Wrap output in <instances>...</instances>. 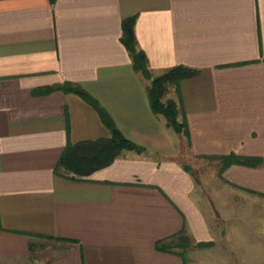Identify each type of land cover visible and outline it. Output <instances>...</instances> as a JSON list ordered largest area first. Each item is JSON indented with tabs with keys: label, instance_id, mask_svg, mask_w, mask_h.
<instances>
[{
	"label": "crops",
	"instance_id": "1",
	"mask_svg": "<svg viewBox=\"0 0 264 264\" xmlns=\"http://www.w3.org/2000/svg\"><path fill=\"white\" fill-rule=\"evenodd\" d=\"M133 16L153 77L198 71L173 99L190 146L152 111L151 80L121 42ZM65 84L144 151L88 177L59 176L69 144L111 137L93 107L57 89ZM186 148L221 164L207 212L177 158ZM232 154L263 166L223 171L218 158ZM185 229L222 259L157 250ZM229 255L264 261V0H0V264H229Z\"/></svg>",
	"mask_w": 264,
	"mask_h": 264
},
{
	"label": "trees",
	"instance_id": "2",
	"mask_svg": "<svg viewBox=\"0 0 264 264\" xmlns=\"http://www.w3.org/2000/svg\"><path fill=\"white\" fill-rule=\"evenodd\" d=\"M136 22L137 16L124 20L121 42L129 52L134 70L146 80H151L148 95L152 111L156 115L162 116L166 120L167 126L175 133L183 134L190 146L191 136L186 120L179 121L180 113L176 101L173 99L165 100V98L169 92V88L172 87L178 95L182 81L196 76L198 71L180 66L167 71L161 76L153 77L148 66L146 54L138 48L135 34ZM57 89L64 92H73L80 96L96 110L111 134L110 138L69 144L56 168L59 176L71 179L88 177L94 172L112 165L121 156L123 151H135L137 153L144 151L142 147H139L122 135L106 110L87 92L72 84H65ZM218 160L223 165V171L234 165L253 168L263 166V160L260 158H244L235 154L220 157ZM184 234L185 231L177 236L159 241L156 246L157 250L185 257L190 244ZM174 247H179L178 250L181 249L182 252H173Z\"/></svg>",
	"mask_w": 264,
	"mask_h": 264
},
{
	"label": "rangeland",
	"instance_id": "3",
	"mask_svg": "<svg viewBox=\"0 0 264 264\" xmlns=\"http://www.w3.org/2000/svg\"><path fill=\"white\" fill-rule=\"evenodd\" d=\"M176 92L174 90V88H169V92L166 95L165 100H170V99H176ZM103 108V107H102ZM184 154L183 155H179L178 161L181 162L185 167H187L186 169L190 172L193 173V175L196 177L195 179H197V181L199 180L200 183V189H201V201L202 198L204 201H202L200 204L203 208V210L205 212H207V207H208V203L206 201V188L208 186V180H209V176L215 174L217 172V170L221 167L220 162L218 161H214V160H210L207 158H194L193 156H191L189 150L186 148L184 150ZM223 166V165H222ZM221 174V171H220ZM213 180V179H212ZM202 190H204V192L202 193ZM205 196V199H204ZM185 237L187 238V241H189V247L188 250L185 254V258H198L199 260H202V262H209L212 261V258H217V261H220V256L223 257L222 255H220L218 250H209L211 244L210 243H198L196 244L193 239L191 238L190 234L187 232V230L185 229ZM218 242L216 243L217 246L220 249H225L227 247V244L229 243L227 239L225 238H221V236H219V238L217 239ZM177 248V249H176ZM179 247H174L173 252H182L181 249L178 250ZM185 251V250H184ZM53 253L52 251L50 252H44L41 254H35L36 258H39L43 261L48 260L49 258L53 257ZM229 260L230 263L229 264H234L235 262V258H232V256L229 255ZM255 259V258H254ZM204 260V261H203ZM214 261V260H213ZM227 261V259H226ZM264 261L261 259L258 260H254V264H263ZM223 264V263H221Z\"/></svg>",
	"mask_w": 264,
	"mask_h": 264
}]
</instances>
